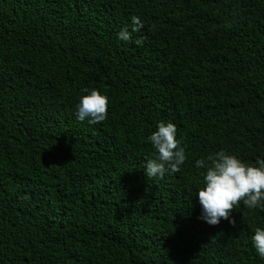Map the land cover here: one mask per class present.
Returning <instances> with one entry per match:
<instances>
[{"label":"trees","instance_id":"trees-1","mask_svg":"<svg viewBox=\"0 0 264 264\" xmlns=\"http://www.w3.org/2000/svg\"><path fill=\"white\" fill-rule=\"evenodd\" d=\"M160 120L187 159L149 178ZM220 150L264 159V0H0V264H264V210L198 218L194 161Z\"/></svg>","mask_w":264,"mask_h":264},{"label":"clouds","instance_id":"clouds-1","mask_svg":"<svg viewBox=\"0 0 264 264\" xmlns=\"http://www.w3.org/2000/svg\"><path fill=\"white\" fill-rule=\"evenodd\" d=\"M131 22L142 27L138 16ZM121 41L128 42L131 33L122 28L117 34ZM84 95L75 105V118L89 125H96L108 117L109 98L96 89L85 88ZM156 150L155 158L148 159L144 165L145 175L149 178H162L165 173L173 174L180 170L187 156L185 146L177 139V126L160 120L156 130L147 138ZM194 166L202 171V186L197 190L196 200L200 206L199 219L210 226L218 225L221 220H231L235 206L243 204L249 210H264V159L256 164H247L224 150L209 154L194 161ZM257 255L264 259V228L257 227L251 237Z\"/></svg>","mask_w":264,"mask_h":264}]
</instances>
